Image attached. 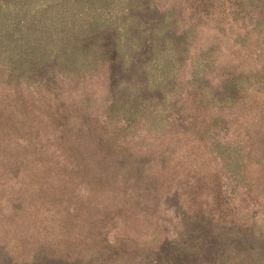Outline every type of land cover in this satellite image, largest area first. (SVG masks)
I'll use <instances>...</instances> for the list:
<instances>
[{
	"label": "rangeland",
	"instance_id": "1",
	"mask_svg": "<svg viewBox=\"0 0 264 264\" xmlns=\"http://www.w3.org/2000/svg\"><path fill=\"white\" fill-rule=\"evenodd\" d=\"M0 264H264V0H0Z\"/></svg>",
	"mask_w": 264,
	"mask_h": 264
}]
</instances>
